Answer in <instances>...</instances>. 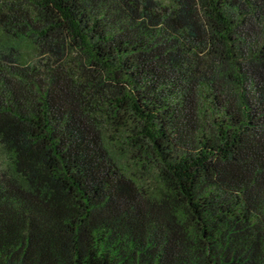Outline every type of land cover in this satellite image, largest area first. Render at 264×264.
I'll use <instances>...</instances> for the list:
<instances>
[{"label": "trees", "instance_id": "trees-1", "mask_svg": "<svg viewBox=\"0 0 264 264\" xmlns=\"http://www.w3.org/2000/svg\"><path fill=\"white\" fill-rule=\"evenodd\" d=\"M261 33L264 0H0V264H264Z\"/></svg>", "mask_w": 264, "mask_h": 264}, {"label": "rangeland", "instance_id": "rangeland-1", "mask_svg": "<svg viewBox=\"0 0 264 264\" xmlns=\"http://www.w3.org/2000/svg\"><path fill=\"white\" fill-rule=\"evenodd\" d=\"M167 1V0H165ZM263 33L260 34L259 39L263 38ZM18 48V50L22 53V55L24 56V58L26 60H33L35 52L32 50V48L30 46H28L27 44H25V42H19L18 44H16V46ZM0 158H1V152H0Z\"/></svg>", "mask_w": 264, "mask_h": 264}]
</instances>
